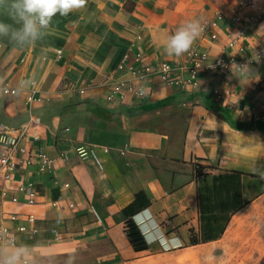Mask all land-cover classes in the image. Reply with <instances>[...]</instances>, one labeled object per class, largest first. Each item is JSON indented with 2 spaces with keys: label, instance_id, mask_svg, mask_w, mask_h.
I'll use <instances>...</instances> for the list:
<instances>
[{
  "label": "crops",
  "instance_id": "1",
  "mask_svg": "<svg viewBox=\"0 0 264 264\" xmlns=\"http://www.w3.org/2000/svg\"><path fill=\"white\" fill-rule=\"evenodd\" d=\"M243 2L88 0L83 9L54 16L47 34L31 46L19 49L0 40V78L17 90L0 96V124L25 125L28 152L41 149L54 160L51 174L30 168L26 175L42 204L22 206L24 196L15 193L20 205L13 206L11 192L3 205L35 215L37 235L19 240L30 247L34 264L60 257L136 264L144 255L190 246L192 239L215 242L244 225L248 208L264 195V64L252 66L258 82L230 79L228 70L200 74L188 94L153 82L143 103L112 106L103 100L125 54L140 50L150 63H181L184 54L168 56L164 42L188 20L215 22L217 40L200 35L193 44L211 60L250 56L264 42V22L249 23L244 37L227 47L228 35L236 33L232 18L256 15ZM214 90L228 95L216 102ZM78 146L91 149L100 167L90 157L79 159ZM59 218L62 235L52 242L47 230ZM234 219L242 224L233 228ZM128 220L146 251L135 252L128 243Z\"/></svg>",
  "mask_w": 264,
  "mask_h": 264
},
{
  "label": "built area",
  "instance_id": "2",
  "mask_svg": "<svg viewBox=\"0 0 264 264\" xmlns=\"http://www.w3.org/2000/svg\"><path fill=\"white\" fill-rule=\"evenodd\" d=\"M243 6L251 7L255 11L260 10V6L255 5L250 0H245ZM216 17L220 16L217 15ZM260 21L261 18L258 15L245 20L240 17L232 18V22L236 25V33L233 36L228 35L227 47L233 48L244 37L249 23H258ZM203 25L204 31L201 36H205L211 42H215L217 40V35L213 31L216 27L215 22H204ZM136 39L139 41L140 36H136ZM255 51L260 54L262 59L261 63L256 64L253 62L252 66L264 64V42L255 48L250 56L239 57L232 54L226 58L217 57L213 60L209 58V54L205 50H200L196 45H192L191 49L184 53L181 63H170L167 61L150 63L146 59L145 54L140 50H136L131 52V54H125L117 64L114 74L106 84L107 89L103 100L112 106L143 103L148 98L153 82L170 86L183 94H188L197 88L200 74L228 71L233 60L238 64H244L254 56ZM60 55L61 53L57 51L56 59L59 60ZM210 65L214 67H209ZM25 87L23 84L20 85V88ZM0 88L7 89L6 94L0 95L3 97H12L17 93L16 89H12L5 83L0 85ZM80 93L83 94V91L81 90ZM224 95H228L227 90L223 93L218 90L212 92L216 102H220ZM28 100L31 101V98ZM260 109L264 111V106ZM252 117L255 120L258 115L254 113ZM25 127V125L9 127L0 124V233L9 236L17 245H19V240L22 237L35 238L38 233V230L34 227L36 218L31 212L19 213L4 210L5 200L13 192L14 194L8 199V203L13 206L20 205L17 195H23L25 198V201L21 204L22 206L31 208L42 204L40 192L35 184L26 178V175L30 168H35L36 173L40 176L51 174L54 168V160L41 149L35 155H31L23 145L26 134ZM74 152L79 159L90 157L100 167L91 149L78 146ZM198 166V164L195 166V174ZM20 176L21 180L17 182V178ZM15 184L16 186L13 188ZM63 187L67 188L68 185H63ZM50 205L57 207L58 203L52 202ZM67 208L74 210L72 204H68ZM89 212L98 221V216L92 207L89 208ZM5 222L8 224L6 225ZM62 229L63 220L60 218L55 219L54 226L47 230L52 242L60 239ZM47 243H50V241Z\"/></svg>",
  "mask_w": 264,
  "mask_h": 264
},
{
  "label": "clouds",
  "instance_id": "3",
  "mask_svg": "<svg viewBox=\"0 0 264 264\" xmlns=\"http://www.w3.org/2000/svg\"><path fill=\"white\" fill-rule=\"evenodd\" d=\"M87 3L88 0H0V15L7 17L6 20H0V40H7L19 49L31 46L47 34L54 16H67L73 11L83 9ZM261 28H264V25ZM203 31L201 20L185 21L174 33L166 37L165 53L179 57L188 52ZM261 59L260 54L255 51L254 56L244 64L233 60L230 79L244 78L247 84L258 82L260 73L252 64L261 63ZM2 84L3 80L0 78V85ZM6 93L7 89L0 88V95ZM0 264H34L30 247L17 245L9 236L0 233Z\"/></svg>",
  "mask_w": 264,
  "mask_h": 264
},
{
  "label": "rangeland",
  "instance_id": "4",
  "mask_svg": "<svg viewBox=\"0 0 264 264\" xmlns=\"http://www.w3.org/2000/svg\"><path fill=\"white\" fill-rule=\"evenodd\" d=\"M250 1L260 6L256 15L264 22V0ZM93 262L98 263L86 257H60L53 264ZM136 264H264V195L250 205L248 218L236 233H225L215 242L144 255Z\"/></svg>",
  "mask_w": 264,
  "mask_h": 264
},
{
  "label": "trees",
  "instance_id": "5",
  "mask_svg": "<svg viewBox=\"0 0 264 264\" xmlns=\"http://www.w3.org/2000/svg\"><path fill=\"white\" fill-rule=\"evenodd\" d=\"M202 175H203L202 174V167L198 166V168L196 169V176L199 178ZM225 222H226V220H225ZM125 235H126V238L128 240V243L130 244V246L132 247V249L135 252H144L147 250V246L145 245V243H144V241L140 235V232L138 231L135 224L130 220H128L125 223ZM215 239L218 240L219 238H215ZM216 240H213V241H216ZM205 243H210V242H208V241L198 242L194 239L190 240V246H196V245L205 244Z\"/></svg>",
  "mask_w": 264,
  "mask_h": 264
},
{
  "label": "bare ground",
  "instance_id": "6",
  "mask_svg": "<svg viewBox=\"0 0 264 264\" xmlns=\"http://www.w3.org/2000/svg\"><path fill=\"white\" fill-rule=\"evenodd\" d=\"M240 221H242V220H240ZM238 219H234L233 221H232V223H231V225H232V227L234 228V227H239L241 224H242V222H240ZM228 233H230V232H228Z\"/></svg>",
  "mask_w": 264,
  "mask_h": 264
}]
</instances>
